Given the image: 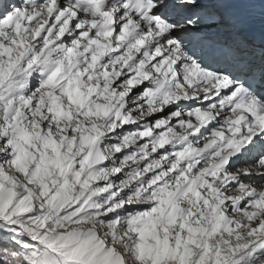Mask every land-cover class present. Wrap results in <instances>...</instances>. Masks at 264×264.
Returning a JSON list of instances; mask_svg holds the SVG:
<instances>
[{
    "label": "snow or ice",
    "instance_id": "snow-or-ice-1",
    "mask_svg": "<svg viewBox=\"0 0 264 264\" xmlns=\"http://www.w3.org/2000/svg\"><path fill=\"white\" fill-rule=\"evenodd\" d=\"M0 264H264V0H0Z\"/></svg>",
    "mask_w": 264,
    "mask_h": 264
}]
</instances>
